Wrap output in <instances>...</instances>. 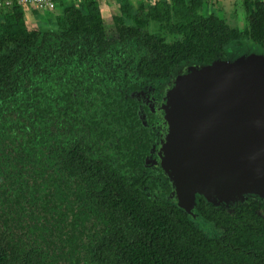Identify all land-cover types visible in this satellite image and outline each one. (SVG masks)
<instances>
[{"label": "flooded vegetation", "instance_id": "af4514ba", "mask_svg": "<svg viewBox=\"0 0 264 264\" xmlns=\"http://www.w3.org/2000/svg\"><path fill=\"white\" fill-rule=\"evenodd\" d=\"M12 5L24 6L0 0V21ZM31 8L22 14L23 35L1 39L0 58L11 55L20 63L39 57L42 86L35 89H42L47 110L57 112L45 113V138L37 143L21 136L19 122L28 119L16 109L13 115L10 105L0 111V256L5 264H119L120 242L134 237L126 223L132 200L179 207L156 162L159 133L149 132L138 116L142 102L159 99L187 59L169 69L156 62L177 46L209 56V36L219 51L207 63L244 42L264 48V0H52L50 7ZM93 10L89 20L76 18ZM211 19L219 24L209 25ZM1 34L6 38V31ZM34 74L13 64L12 87L0 92L2 102L9 92L26 102ZM11 122L17 138L5 134ZM109 175L122 189L103 195ZM240 204H251L264 218V199L212 205L231 213ZM198 207L181 209L207 238L223 239L226 227L204 218ZM201 219L221 232L208 235ZM262 229L256 249L245 252L251 264H264V247H258L264 222Z\"/></svg>", "mask_w": 264, "mask_h": 264}, {"label": "water", "instance_id": "95a60500", "mask_svg": "<svg viewBox=\"0 0 264 264\" xmlns=\"http://www.w3.org/2000/svg\"><path fill=\"white\" fill-rule=\"evenodd\" d=\"M210 63L184 62L139 120L180 208L264 199V49L244 42Z\"/></svg>", "mask_w": 264, "mask_h": 264}, {"label": "trees", "instance_id": "16d2710c", "mask_svg": "<svg viewBox=\"0 0 264 264\" xmlns=\"http://www.w3.org/2000/svg\"><path fill=\"white\" fill-rule=\"evenodd\" d=\"M90 2L95 3L96 0H90ZM67 9H73V7L68 6ZM93 12L94 10L90 11L91 15L89 16H83L78 12L76 13V18L89 20L90 16H95ZM1 13L4 20L0 21V32L6 31V38H2L3 34H1L0 42L1 39L12 40L14 33L23 35V7L21 5H12L10 8L3 9ZM211 24L219 23L216 19H211L209 20V25ZM213 40V36H209V56L203 52V49L177 46L176 50H168V54L156 62L158 63L157 66L160 67L162 62H164L163 64H168L169 67L163 66L162 68L166 70L161 71L166 72L167 67L168 69L172 68L183 58L187 59L188 62L206 64L207 62H203V60L210 59V55L216 56L219 51ZM24 43H26L25 46L27 48L29 45H33V37L27 38ZM22 50H25V47ZM192 56H199V58L191 59ZM13 60L14 58L11 55L3 59L0 58V92L8 93L9 90L7 88L12 87L10 72L13 64L24 75L35 74L29 78L27 86L28 100L22 103L23 98L17 92H15L14 97L9 92L7 99L3 102L0 99V111L9 108L7 105H10L9 111L15 115L16 109L20 116L28 119L19 122L23 139L41 143L45 138V113H56L57 110L52 107L48 111L46 101L42 100V89H35L36 86H42V79L38 75L42 73L41 64L38 62L40 58L35 57L33 59L26 56L20 63H15ZM141 65L150 66V62L144 61ZM18 99L20 100L15 103ZM6 100L7 102L5 103ZM124 113L129 116L128 110L124 111ZM9 124L13 125L14 122ZM14 128V125L4 128L6 130L5 134H8L10 138H17L18 134ZM95 175L98 174L95 172ZM110 177L111 175L105 176L106 181L103 180L104 185L100 189V193L103 195L110 188L117 191L122 189V186L115 185ZM196 205H199L198 213L204 218L226 227L223 239L207 238L196 229L187 218L185 211L180 207H175V210L162 202L149 203L147 200L145 202L132 200L131 205L127 208L129 219L126 220V223L130 225L129 228L134 237H130L131 241L126 242L123 240L120 242L124 250L119 255L121 257L119 264H244L245 261L251 264L250 255L245 252L256 249L257 242L263 239L262 226L264 222V218L257 216L253 211L252 205L240 204L231 213L228 209L223 211L217 209L202 198H199ZM258 247H264V245H258ZM0 264H5L1 256Z\"/></svg>", "mask_w": 264, "mask_h": 264}, {"label": "rangeland", "instance_id": "374dc122", "mask_svg": "<svg viewBox=\"0 0 264 264\" xmlns=\"http://www.w3.org/2000/svg\"><path fill=\"white\" fill-rule=\"evenodd\" d=\"M31 7H32V6L24 5V6H23V10L26 11V12H30L29 10L32 9ZM250 43H254V42H251V41H250ZM255 44H256V43H255ZM256 45H257V44H256ZM201 221H202L204 224H202L201 222H198V224L202 227V229L204 230V232L207 233L208 235H216V234H218V233L221 232V230H220L218 227L214 226L211 222L206 221V220H204V219H201ZM214 233H216V234H214Z\"/></svg>", "mask_w": 264, "mask_h": 264}, {"label": "built area", "instance_id": "2783aa9c", "mask_svg": "<svg viewBox=\"0 0 264 264\" xmlns=\"http://www.w3.org/2000/svg\"><path fill=\"white\" fill-rule=\"evenodd\" d=\"M6 1L8 4L11 3V0ZM16 2L19 4L35 7L37 9L52 6V0H16Z\"/></svg>", "mask_w": 264, "mask_h": 264}]
</instances>
